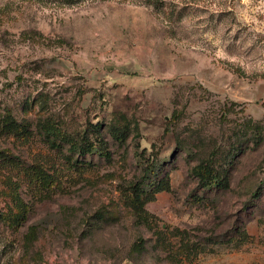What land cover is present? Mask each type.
Returning a JSON list of instances; mask_svg holds the SVG:
<instances>
[{
	"label": "rangeland",
	"instance_id": "obj_1",
	"mask_svg": "<svg viewBox=\"0 0 264 264\" xmlns=\"http://www.w3.org/2000/svg\"><path fill=\"white\" fill-rule=\"evenodd\" d=\"M0 264H264V0H0Z\"/></svg>",
	"mask_w": 264,
	"mask_h": 264
},
{
	"label": "trees",
	"instance_id": "obj_2",
	"mask_svg": "<svg viewBox=\"0 0 264 264\" xmlns=\"http://www.w3.org/2000/svg\"><path fill=\"white\" fill-rule=\"evenodd\" d=\"M61 135V133H57ZM65 139V137H64ZM92 151H96L93 149ZM194 175H196L204 183L206 187H227V179H220L218 175L215 174L213 167L210 164L197 165L193 169ZM36 185L40 189H51L57 185L55 180H53L49 175H46L41 169H36L33 175ZM25 215V214H24ZM25 216L22 219H12L6 220L8 224H19L25 220Z\"/></svg>",
	"mask_w": 264,
	"mask_h": 264
}]
</instances>
